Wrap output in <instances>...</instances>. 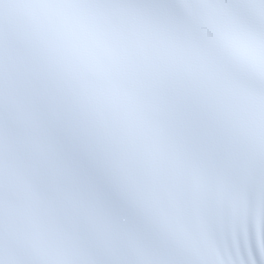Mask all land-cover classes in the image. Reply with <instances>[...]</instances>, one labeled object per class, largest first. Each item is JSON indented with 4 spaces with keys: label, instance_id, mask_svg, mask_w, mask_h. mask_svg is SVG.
I'll use <instances>...</instances> for the list:
<instances>
[{
    "label": "snow or ice",
    "instance_id": "snow-or-ice-1",
    "mask_svg": "<svg viewBox=\"0 0 264 264\" xmlns=\"http://www.w3.org/2000/svg\"><path fill=\"white\" fill-rule=\"evenodd\" d=\"M0 264H264V0H0Z\"/></svg>",
    "mask_w": 264,
    "mask_h": 264
}]
</instances>
